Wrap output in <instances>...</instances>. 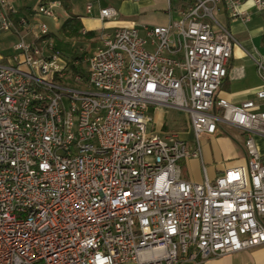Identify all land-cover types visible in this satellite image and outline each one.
Masks as SVG:
<instances>
[{
    "label": "built area",
    "instance_id": "built-area-1",
    "mask_svg": "<svg viewBox=\"0 0 264 264\" xmlns=\"http://www.w3.org/2000/svg\"><path fill=\"white\" fill-rule=\"evenodd\" d=\"M248 2L264 15V0H192L167 25L101 32L87 59L67 60L44 23H58V1L21 15L0 0V37L16 39L0 56V264H205L264 246V109L219 97L241 46L216 12L247 23ZM153 107L184 113L192 142L152 130ZM227 128L244 163L185 180L180 162Z\"/></svg>",
    "mask_w": 264,
    "mask_h": 264
},
{
    "label": "crops",
    "instance_id": "crops-1",
    "mask_svg": "<svg viewBox=\"0 0 264 264\" xmlns=\"http://www.w3.org/2000/svg\"><path fill=\"white\" fill-rule=\"evenodd\" d=\"M12 1L21 15L29 13L38 5L31 7L29 4L30 0ZM39 1L40 0H37V3H39ZM112 2L120 3L123 14L138 20L133 21V24L129 26H122L116 23L104 24L106 21L100 19L99 11L105 8H113L110 6ZM95 3L98 7L96 15H91L93 6L90 13L86 12L85 14L89 17L75 14L80 17L82 25L81 31L93 33L94 39H96L101 32H111L118 27H141L143 25L164 26L178 15L170 10L165 0H140L138 2L133 0H95ZM88 4L92 5L90 2ZM240 10L249 15V21L247 23L233 20L230 17L229 10L224 6H219L216 12V18L219 23L228 28L241 46V48H235L232 52L227 67V76L220 88L219 97L235 105H239L248 100L254 101L261 106V109H264V101H259L255 97L256 91L261 86V81L256 73L253 61V59H264V42H262V39H264V15L256 13L251 7L250 2L244 4ZM61 11L64 13L62 6ZM155 11L164 15L163 20L156 19L154 15L156 13ZM8 37L13 36L5 34L0 38ZM13 38L16 40L15 37ZM96 44L97 43H95V45ZM162 109L163 107H153L149 109L148 113L151 116H148L152 121L150 126L151 129L159 134H176L180 139L189 143L192 142L193 137L189 130V126L188 133H179L166 129L164 118L161 114ZM186 123L188 125L187 116ZM228 129L230 128L220 130L212 137L202 138L200 159H190L180 162L181 174L185 180L198 184L202 183L204 179L202 168H204L208 179L213 181L216 177L223 174L227 168L244 163L245 157L242 148V139H236L228 132ZM256 143L260 146V153L264 156V140L256 139ZM205 163L212 165L208 171L205 168ZM205 264H264V246L240 253L211 258L208 259Z\"/></svg>",
    "mask_w": 264,
    "mask_h": 264
},
{
    "label": "rangeland",
    "instance_id": "rangeland-1",
    "mask_svg": "<svg viewBox=\"0 0 264 264\" xmlns=\"http://www.w3.org/2000/svg\"><path fill=\"white\" fill-rule=\"evenodd\" d=\"M70 4V12L77 15L86 16V9L85 6L90 2L93 6L92 16L96 15V11L98 9L95 0H68ZM31 7H35L38 3L37 0H30L29 2ZM114 8L116 12V18L106 21L104 24H111L116 23L122 26H129L133 24V21H136L138 19L133 17H128L125 14H123V9L120 6V3L112 2L110 5ZM125 12V11H124ZM154 14L157 20H163L164 15L160 12L155 11ZM58 14L59 20L58 23L55 25L50 20L45 19L44 23L47 24L48 28L50 29L51 34H53L55 41H61L63 40V36L61 34V25L64 22L67 14L66 12L62 13L61 10L56 11ZM154 13V12H153ZM89 17V16H86ZM156 20V22L159 24V22ZM81 34V33H80ZM64 41L69 42V46L66 49V53L62 55L63 57L67 58V60H70V54L73 50H76L78 52L83 53L82 59H87V57L92 52L93 48L95 47L96 39L91 38L87 39L84 38V36L81 34L79 38H69L64 39ZM15 42L13 37L8 38H0V56L7 58L11 54V46L12 43ZM162 117L164 118L166 129L169 131H177L179 133L186 132L188 133V125L186 123V115L180 111H174L170 109L163 108L161 110ZM149 116H151L148 113ZM228 132H230L236 139L240 140L242 137L240 134L234 130V129H228ZM203 138V137H202ZM202 138L200 139V145L202 143ZM259 147V151L261 152V148ZM211 164L205 163V168L208 171L211 167Z\"/></svg>",
    "mask_w": 264,
    "mask_h": 264
},
{
    "label": "trees",
    "instance_id": "trees-1",
    "mask_svg": "<svg viewBox=\"0 0 264 264\" xmlns=\"http://www.w3.org/2000/svg\"><path fill=\"white\" fill-rule=\"evenodd\" d=\"M49 1H58L64 12L67 14V18L64 20V22L61 25V34L64 39L69 38H79L80 33L82 30V25L80 22V17L70 12V4L68 0H49ZM192 5V0H169V7L170 10L176 14H179L183 11H185L188 7ZM84 38L91 39L94 37V34L91 32L85 33ZM57 41L56 42V48L61 52L62 55L66 53V49L69 46L68 41ZM83 57V53L78 52L76 50H73L70 54L71 60H80ZM72 71L77 72L82 69V66L73 67L71 66ZM222 87V85H221Z\"/></svg>",
    "mask_w": 264,
    "mask_h": 264
}]
</instances>
